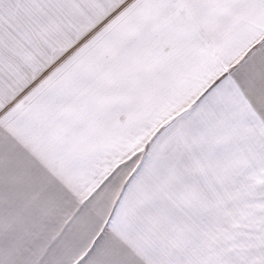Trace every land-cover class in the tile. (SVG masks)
Here are the masks:
<instances>
[{
  "label": "snow or ice",
  "instance_id": "snow-or-ice-1",
  "mask_svg": "<svg viewBox=\"0 0 264 264\" xmlns=\"http://www.w3.org/2000/svg\"><path fill=\"white\" fill-rule=\"evenodd\" d=\"M0 264H264V0H0Z\"/></svg>",
  "mask_w": 264,
  "mask_h": 264
},
{
  "label": "crops",
  "instance_id": "crops-1",
  "mask_svg": "<svg viewBox=\"0 0 264 264\" xmlns=\"http://www.w3.org/2000/svg\"><path fill=\"white\" fill-rule=\"evenodd\" d=\"M50 199L53 203L60 202L62 208L65 211H71V208L74 206V198H65L61 196L60 194L56 193L55 191L49 190ZM67 237L65 238V241H67ZM65 245L62 243L60 246L56 249L55 257L57 259H62L63 257V249Z\"/></svg>",
  "mask_w": 264,
  "mask_h": 264
}]
</instances>
